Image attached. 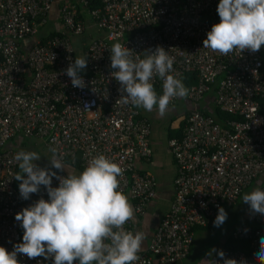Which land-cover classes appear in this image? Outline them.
Masks as SVG:
<instances>
[{"label":"built area","instance_id":"obj_1","mask_svg":"<svg viewBox=\"0 0 264 264\" xmlns=\"http://www.w3.org/2000/svg\"><path fill=\"white\" fill-rule=\"evenodd\" d=\"M51 2L0 0V246L11 252L22 242L24 230L15 214L41 196L48 198L43 187L28 200L20 196L14 178L17 151L6 146L17 133L56 147L65 162L79 161L82 169L101 154L118 163L124 169L118 190L131 199L136 213L144 212L156 194V180L138 170L134 160L151 155L150 122L138 107L123 102L110 49L119 42L133 58L142 59L145 51L162 46L175 58L173 75L182 81L188 73L196 76L187 86L189 101H199L216 84L213 102L235 115L222 126L212 114L189 108L181 137L168 139L176 163L174 196L135 264H173L188 254L196 226L212 225L218 206L234 204L244 188L264 181V45L257 52L228 55L204 48L207 32L220 20L219 0H78L104 33L82 47L88 63L81 75L87 86L75 88L64 70L77 58L72 37L84 31L85 21L79 7L65 1L60 7L63 28L44 40L35 37ZM92 2L98 5L90 8ZM25 38L31 40L28 48L22 47ZM152 82L161 95L163 81L155 76ZM262 181L251 191L264 189ZM58 183L53 178V186ZM246 211V220L231 236L247 240L249 250H221L237 264H257L254 254L264 228L254 222L264 223V217L252 214L248 204ZM132 224L125 229L133 231ZM17 259L20 264H52L44 257L18 254ZM216 260L223 264L219 255Z\"/></svg>","mask_w":264,"mask_h":264},{"label":"clouds","instance_id":"obj_2","mask_svg":"<svg viewBox=\"0 0 264 264\" xmlns=\"http://www.w3.org/2000/svg\"><path fill=\"white\" fill-rule=\"evenodd\" d=\"M217 13L220 20L207 32L204 48L228 55L235 50L257 52L264 45V0H219ZM144 54L142 59L133 58L125 44L116 42L110 49V67L125 104L155 111L162 118L172 110L171 101L186 98L189 89L172 74L175 58L162 46ZM87 63L86 57H77L64 70L73 87L87 86L81 75ZM155 76L163 81L161 95L154 89ZM48 152L51 155H43L48 166L36 163L42 157L37 151L20 150L14 156L19 168L14 178L20 182L21 198L30 199L42 187L48 198L41 196L15 214L24 230L22 242L14 244L11 252L0 246V264H20L18 254L29 259H51L52 264H135L147 231L124 227L136 219L128 196L118 190V177L123 176L124 169L101 154L77 173L56 147H50ZM63 172L67 174L61 175ZM53 178L58 180V186H53ZM242 200L252 214L264 217V189L257 187L244 194ZM227 215L218 206L214 226H222ZM259 245L254 256L257 264H264V237ZM211 255L208 253V259H202L201 264H221ZM218 255L223 264H237L232 258H224L222 250Z\"/></svg>","mask_w":264,"mask_h":264},{"label":"crops","instance_id":"obj_3","mask_svg":"<svg viewBox=\"0 0 264 264\" xmlns=\"http://www.w3.org/2000/svg\"><path fill=\"white\" fill-rule=\"evenodd\" d=\"M65 1L76 4L82 13V16H84V21H85L84 31L81 34H77L80 36L74 38L75 36L74 35L72 37L74 45L76 46V51H78L77 46L80 48L79 50L81 51L82 47L85 46V44L89 39L101 35L102 32L98 30L97 27L93 24V22L90 19V16L89 17L86 16V13L88 14V12L86 8L83 7L78 2V0H52L49 11L46 15V21L42 24H39L35 37L39 39L44 38L46 35L49 34L50 31H60L63 28L61 16H60V7L61 4ZM30 43L31 40L29 38H25L22 41V47L28 48ZM213 98L214 95H210L208 92L203 96L202 99H200L195 103L189 101L187 98H184V102H182L180 98H178L175 103L170 105L173 106L172 112L167 113L162 118L159 117L155 111L148 112L145 111L142 107H138L140 114L146 116L150 122V132L148 135V140L151 147V155L149 158L136 156L134 160V164L138 170L147 171L153 174L156 180L155 196L150 200L144 212L142 213L135 212L136 219L135 222H133L132 224L133 231L136 229L144 230L146 228L147 238L145 240L143 250L147 248L153 231L155 230L157 224L159 223L162 215L168 210L174 196V178L176 175V163L168 147V139L170 138V137L168 138V130L169 128L172 127L171 113H174L176 111V108H183L184 109L183 114L185 115L186 109L193 108L195 106L201 109V107H207L210 105V103H214ZM19 143H21L20 138L17 140L16 144ZM6 146L12 147V149L14 150L16 149L14 147L15 146L14 141L8 142ZM48 149L49 147H47V151L43 150L45 153H41V154L51 155L48 152ZM45 159H47V157H45ZM46 161H48V159ZM37 163L48 164V162H43V161H37ZM70 165L77 173L83 171V169L80 167L73 166L72 164ZM258 180L262 181L260 178ZM129 201L133 205L130 198ZM235 212L236 211H232L230 214H233ZM242 218H243L242 221L246 220V216H243ZM213 226L214 224L203 227L200 226L193 229V241L188 254L182 259L174 262L173 264H201L202 259H208V253L210 252L212 253L211 259L216 260L218 251L221 250L223 247H225L227 241L229 240V234H228V239H225V237L223 236L224 233L219 238L215 236V234L218 233L217 231L215 234H213L212 232L214 231H210L206 229V228H211ZM196 232L197 234H195ZM211 237L218 238V240L215 241V247L210 249L209 252H207L204 248H201L199 251H197V249L195 248L196 241H199L200 239L202 240V238L211 241L210 240ZM213 249L217 251H213Z\"/></svg>","mask_w":264,"mask_h":264},{"label":"rangeland","instance_id":"obj_4","mask_svg":"<svg viewBox=\"0 0 264 264\" xmlns=\"http://www.w3.org/2000/svg\"><path fill=\"white\" fill-rule=\"evenodd\" d=\"M86 16L89 17V15L86 13ZM98 30H100L102 33H104V31L102 29L97 28ZM80 36V35H75V37ZM88 39V37H87ZM78 51H76V57H82V50L80 51L79 47L77 46ZM209 92V91H208ZM182 102H184V99H180ZM179 100V101H180ZM171 109L173 110V106H170ZM172 110L170 112H172ZM183 108H176V111L174 113H171V125L172 127H177L179 125V122L183 119L184 114H183ZM163 124V123H162ZM162 128V125H161ZM21 139V143L16 144L18 139ZM10 141H14L15 142V150L17 152H19L20 150H26V151H37L40 154L41 153H45L43 150L47 151V145L45 144V142L39 138H35V137H31V136H26L23 135L22 133H17L15 135H13L10 139H8L7 143ZM49 154V153H47ZM41 160L43 162H48L46 161L47 159H45V156H43V154H41ZM253 184V183H252ZM251 184V185H252ZM251 188V186H250ZM250 188H244L242 190V192L240 193L239 197L237 198L236 202L232 205H227V204H223V208L226 210L227 212V220L226 222L220 226V227H211V228H206L210 231H214L212 232L213 234L216 233V231L218 232L217 234H215V236L219 237L221 235H223L224 233V237L225 239H228V234L230 236L232 229L239 223L243 222V216L247 215V211H246V203L243 202L242 197L244 194L249 193ZM232 211H236L233 214H230ZM196 227H200V226H196ZM195 227V228H196ZM194 228V229H195ZM199 230V229H196ZM197 234V232L195 233ZM211 241L205 240L204 238H202V240L200 239L199 241H196V249L197 251H199L201 248H204L207 252L210 251V249L215 247V241L218 240V238H212L210 239Z\"/></svg>","mask_w":264,"mask_h":264},{"label":"trees","instance_id":"obj_5","mask_svg":"<svg viewBox=\"0 0 264 264\" xmlns=\"http://www.w3.org/2000/svg\"><path fill=\"white\" fill-rule=\"evenodd\" d=\"M95 5H98V3L97 2H92L90 4V8L94 7ZM83 18H84V16H83ZM55 33H58V31H50L48 35H53ZM44 39L45 38H42L41 40H44ZM75 48H76V46H75ZM195 81H196V76H195L194 72H191V73H188V74H186L184 76V79H183L182 82L184 83L185 86H188L189 83L195 82ZM154 89L157 92V94L160 95L159 87H158L157 84L154 85ZM215 90H216V84H213L212 88L209 90L208 93L210 95H214ZM175 102H173V103H175ZM172 104H170V105H172ZM200 110L203 111L204 113L212 114L218 121H220L222 126L225 125V120L226 119L235 117V115L232 114V113H228V112L222 111L215 103H210V105L207 106V107H201ZM188 112H189V109H186L185 110V115H184L183 119L180 121V123H179V125L177 127L169 128V130H168V138L169 137H180L182 135V133H183V130H182L183 129V124L185 123L186 114H188ZM66 163L71 164L70 161H68V160L66 161ZM72 165L82 168L80 163H79V161L72 162ZM254 182H253L254 184H257L259 182V180L257 179ZM254 184H252L251 188L253 186H255ZM248 188H250V186ZM254 223H255V225H258V226L264 228V223H256V222H254ZM225 246L226 247H242V248H245L246 250H249L247 240H245V239H234V238H232L231 234H230L229 240L227 241Z\"/></svg>","mask_w":264,"mask_h":264}]
</instances>
